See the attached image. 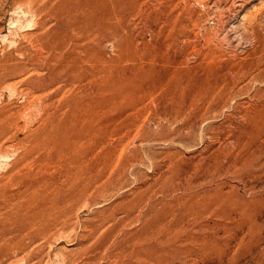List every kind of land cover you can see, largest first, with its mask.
I'll use <instances>...</instances> for the list:
<instances>
[{
	"label": "rangeland",
	"instance_id": "obj_1",
	"mask_svg": "<svg viewBox=\"0 0 264 264\" xmlns=\"http://www.w3.org/2000/svg\"><path fill=\"white\" fill-rule=\"evenodd\" d=\"M0 264H264V0H0Z\"/></svg>",
	"mask_w": 264,
	"mask_h": 264
}]
</instances>
